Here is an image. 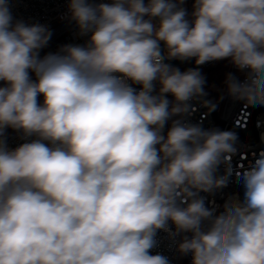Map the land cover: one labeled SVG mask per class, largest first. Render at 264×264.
I'll use <instances>...</instances> for the list:
<instances>
[{"label": "clouds", "instance_id": "9594fccd", "mask_svg": "<svg viewBox=\"0 0 264 264\" xmlns=\"http://www.w3.org/2000/svg\"><path fill=\"white\" fill-rule=\"evenodd\" d=\"M13 2L0 0V264H172L162 240L189 264H264V149L233 166L237 133L192 120L226 98L264 108V0H66L82 42L55 51ZM220 61L235 72L213 99L201 68Z\"/></svg>", "mask_w": 264, "mask_h": 264}, {"label": "built area", "instance_id": "2783aa9c", "mask_svg": "<svg viewBox=\"0 0 264 264\" xmlns=\"http://www.w3.org/2000/svg\"><path fill=\"white\" fill-rule=\"evenodd\" d=\"M12 12L17 19H23L26 22H40L47 24L53 31V38L48 50L55 51L57 46L69 42H82L74 36V26L61 17L66 12V0H14ZM219 62L208 63L202 66V72L213 70ZM235 72V69L229 64L228 72ZM237 75H240L237 73ZM210 98H213L210 95ZM206 109L200 108L194 112L192 120L201 121L205 127H220L222 129L234 130L238 135V143L242 147L240 153L233 157V166L242 163L247 167L249 161L253 159V153H258L264 149V141L261 140V134L264 133V108L245 109L240 103H233L230 99H225L219 104L216 110L217 119L213 112L204 115ZM9 142L15 146L19 141L16 134L9 130ZM236 185H230L223 192L217 193L214 197L216 203L222 204L229 195L238 192ZM212 199V197H209ZM164 237V233H160ZM167 240H162L160 251L172 259V264H189L190 258H178V254L169 250Z\"/></svg>", "mask_w": 264, "mask_h": 264}, {"label": "trees", "instance_id": "16d2710c", "mask_svg": "<svg viewBox=\"0 0 264 264\" xmlns=\"http://www.w3.org/2000/svg\"><path fill=\"white\" fill-rule=\"evenodd\" d=\"M227 72H228V62L220 61L214 68L212 74H210V76L207 78L208 85L213 84L216 87H222L223 89V80Z\"/></svg>", "mask_w": 264, "mask_h": 264}, {"label": "rangeland", "instance_id": "374dc122", "mask_svg": "<svg viewBox=\"0 0 264 264\" xmlns=\"http://www.w3.org/2000/svg\"><path fill=\"white\" fill-rule=\"evenodd\" d=\"M188 7H189V10H191V5L190 4L188 5ZM187 67H190V66L189 65L180 66V68L182 70L187 68ZM228 68H229V63H228ZM213 71H214V69L211 70V71H208V72H203V73L208 78L210 76V74H212ZM212 86H213V84H209L208 88H207V91L213 97V99H215L216 97H218L220 95V91L219 90H222V87H216L215 86V88H213Z\"/></svg>", "mask_w": 264, "mask_h": 264}, {"label": "water", "instance_id": "95a60500", "mask_svg": "<svg viewBox=\"0 0 264 264\" xmlns=\"http://www.w3.org/2000/svg\"><path fill=\"white\" fill-rule=\"evenodd\" d=\"M173 63H174V64H177L179 67L182 66V65H189L190 67L193 66V63H192V62L181 64V63L178 62V61H173ZM213 116H214L215 119H217L216 111L213 112Z\"/></svg>", "mask_w": 264, "mask_h": 264}]
</instances>
